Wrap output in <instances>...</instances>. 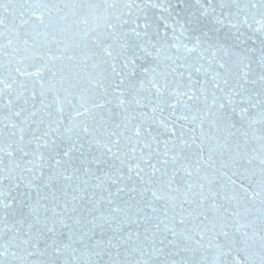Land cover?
<instances>
[{
  "label": "water",
  "instance_id": "95a60500",
  "mask_svg": "<svg viewBox=\"0 0 264 264\" xmlns=\"http://www.w3.org/2000/svg\"><path fill=\"white\" fill-rule=\"evenodd\" d=\"M0 264H264V0H0Z\"/></svg>",
  "mask_w": 264,
  "mask_h": 264
}]
</instances>
